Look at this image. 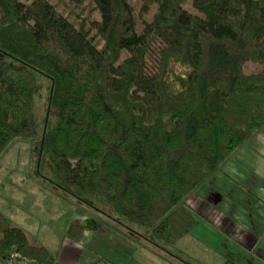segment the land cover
Here are the masks:
<instances>
[{"label": "trees", "instance_id": "1", "mask_svg": "<svg viewBox=\"0 0 264 264\" xmlns=\"http://www.w3.org/2000/svg\"><path fill=\"white\" fill-rule=\"evenodd\" d=\"M186 1L139 0L140 15L153 7L139 32L129 0H91L99 20L88 29L49 0H0V156L39 136L45 78L46 118L56 122L34 142L39 159L58 187L143 230L138 245L153 241L165 260L198 225L188 198L264 126V0H194L197 14ZM250 63L260 70L246 73ZM98 228L87 218L67 234ZM12 250L59 264L0 212V261Z\"/></svg>", "mask_w": 264, "mask_h": 264}, {"label": "rangeland", "instance_id": "2", "mask_svg": "<svg viewBox=\"0 0 264 264\" xmlns=\"http://www.w3.org/2000/svg\"><path fill=\"white\" fill-rule=\"evenodd\" d=\"M57 10L78 25L80 20H86L88 29L91 23L99 20L91 0H49ZM194 0H187L184 8L197 14L193 7ZM132 6L137 29L141 32L143 23L150 21L149 14L140 15L139 0H129ZM79 17L80 20H77ZM97 47H101L95 31L89 33ZM245 72L256 73L260 70L258 65L246 64ZM176 74H183L180 67L175 68ZM45 78H40L42 91L35 98V121L38 125L37 138L33 140H16L0 156V212L5 215L14 227L20 228L35 241L36 245L47 248L56 256L60 264H103L102 259L110 264H223L231 259L227 250L217 249L215 244L222 241L221 233H216L210 226H216V212L211 210L208 214L199 212L201 218L209 225L204 228L200 224L193 232L186 236V241H193L192 245L179 244L168 248L171 253L169 260L160 258L159 252H152L153 241L150 245L140 246L138 241L143 230L130 226L132 230L125 229L113 223L110 217L104 218L99 211L104 210L95 204L91 208L87 204L74 199L63 191L52 175L50 167L45 160H40L38 147L34 142L40 139L44 122L54 125L55 114L47 115ZM140 93L150 100H155L153 90H140ZM47 119V120H46ZM38 139V140H37ZM241 166L245 162L253 166L247 169L254 172L258 178L264 179V126L249 138L229 158ZM228 160V161H229ZM254 176V177H255ZM213 200V199H212ZM195 210H190L197 219ZM196 207V208H195ZM99 210V211H98ZM87 218H94L99 224L96 232H85L78 239L68 236L67 230L73 223L82 224ZM106 219L105 221H103ZM102 220V221H101ZM215 228V227H214ZM192 234L196 237H192ZM228 234H230L228 232ZM229 236V237H228ZM227 239L230 238L228 235ZM231 239V238H230ZM182 243V242H181ZM184 248H181V246ZM180 246L181 249L177 247ZM124 251L126 253H124ZM229 253L232 251H228ZM162 254V253H161Z\"/></svg>", "mask_w": 264, "mask_h": 264}, {"label": "crops", "instance_id": "3", "mask_svg": "<svg viewBox=\"0 0 264 264\" xmlns=\"http://www.w3.org/2000/svg\"><path fill=\"white\" fill-rule=\"evenodd\" d=\"M251 168L253 166L247 162L240 166L237 162L227 161L221 172L199 188L186 202L188 209L195 210L191 204L198 208L195 211L197 227L203 224L201 226L207 229L209 226L199 212H216V226L210 227L216 233H221L224 239L221 243L217 241L215 247L222 251L223 248L229 249L227 255L235 264H264V179L256 177L250 171ZM228 235L231 239H227ZM192 237L196 238L193 234ZM181 242L179 244H193V241L186 239ZM180 246L177 248L181 249Z\"/></svg>", "mask_w": 264, "mask_h": 264}, {"label": "built area", "instance_id": "4", "mask_svg": "<svg viewBox=\"0 0 264 264\" xmlns=\"http://www.w3.org/2000/svg\"><path fill=\"white\" fill-rule=\"evenodd\" d=\"M0 264H35L32 260L24 257L18 251L12 250Z\"/></svg>", "mask_w": 264, "mask_h": 264}]
</instances>
